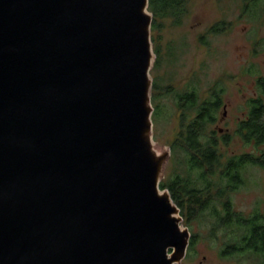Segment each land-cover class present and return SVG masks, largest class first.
<instances>
[{
	"label": "water",
	"instance_id": "1",
	"mask_svg": "<svg viewBox=\"0 0 264 264\" xmlns=\"http://www.w3.org/2000/svg\"><path fill=\"white\" fill-rule=\"evenodd\" d=\"M149 0H0V264H179Z\"/></svg>",
	"mask_w": 264,
	"mask_h": 264
},
{
	"label": "rangeland",
	"instance_id": "2",
	"mask_svg": "<svg viewBox=\"0 0 264 264\" xmlns=\"http://www.w3.org/2000/svg\"><path fill=\"white\" fill-rule=\"evenodd\" d=\"M161 26L152 30L153 48L158 52L151 75L159 86L152 101L155 141L170 146L179 131L177 93L196 89L203 100L218 83L222 105L208 128L232 137L228 145H220L223 161L245 152L260 155L235 130L247 115L250 99L259 96L258 79L264 76V0L246 11L244 0H189L180 24L165 19ZM177 172L184 174V168L171 158L165 178ZM244 177L245 183L230 193L234 208L246 215L256 209L264 213V166L247 165ZM183 223L195 238L179 264H263V257L255 252L227 249L225 253L234 235L229 231L211 235L208 213L191 220L183 216Z\"/></svg>",
	"mask_w": 264,
	"mask_h": 264
},
{
	"label": "trees",
	"instance_id": "3",
	"mask_svg": "<svg viewBox=\"0 0 264 264\" xmlns=\"http://www.w3.org/2000/svg\"><path fill=\"white\" fill-rule=\"evenodd\" d=\"M188 1L149 0V10L153 13L152 30L161 28L165 19L180 24L188 12ZM257 2L259 0H244V10H249ZM258 85L259 96L250 99L247 115L238 122L235 133L244 143L254 145L260 155L255 152L233 154L225 161L220 145H228L232 141L231 135L219 134L208 128L217 120V112L222 105V88H218L216 83L212 86L211 95L203 100L196 89L177 93L181 123L170 145L171 158L184 168V174L177 172L164 178L161 188L169 189L187 220L208 213L211 235L233 233L232 242L225 246V253L227 249L239 253L255 252L263 257L264 264V213L256 209L246 215L234 208L230 197L231 192L245 183L247 165L264 166V76L258 79ZM158 90V84L153 82V102ZM192 112L194 114L190 116ZM194 238L192 234L190 248Z\"/></svg>",
	"mask_w": 264,
	"mask_h": 264
}]
</instances>
